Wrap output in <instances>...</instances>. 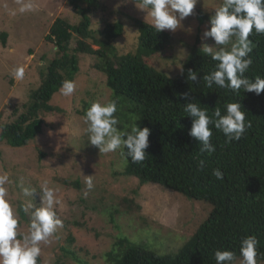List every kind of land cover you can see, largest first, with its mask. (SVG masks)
<instances>
[{"label":"rangeland","instance_id":"374dc122","mask_svg":"<svg viewBox=\"0 0 264 264\" xmlns=\"http://www.w3.org/2000/svg\"><path fill=\"white\" fill-rule=\"evenodd\" d=\"M32 2L33 11L20 13L19 0H0V33L7 34L5 45L0 40V123L13 121L14 110L21 108L29 100L30 92L38 88L41 73L55 54L54 44L45 39L54 21L58 17L72 24L79 21L69 0ZM100 2L102 7L90 14L92 29L101 31L107 23L121 22L123 33L113 42L117 54L134 52L139 35L136 20L153 25L149 10H140L139 0ZM222 2L197 0L193 14L181 21V27L175 32L166 30L171 35L170 42L164 54L151 61L153 67L176 79L182 73L181 66L184 70L197 38L200 48L202 44L213 45L212 38H203L210 21L200 23L198 11L213 15ZM79 60V72L73 80L74 93L67 97L60 91L54 94L51 104L61 111L43 115L42 133L21 147L0 143V175L6 173L9 177L4 185L5 198L18 220L17 238L22 239L28 233L32 212L41 206L39 194L25 195L24 190L40 193L46 184L56 190L60 203L55 211L63 226L48 242L40 243V264L58 261L111 264L109 253L121 236L160 256L177 252L208 220L213 205L124 175L123 148L103 154L88 142L84 104L111 102L112 93L106 85V76L94 68L96 58L79 54ZM19 67L25 69V74L17 80L13 71ZM128 105L131 112H126L121 122L131 131L132 126L140 124V116L132 104ZM86 176H92L91 191H87ZM76 180L79 187L68 184ZM235 264H241V260ZM257 264L264 263L257 261Z\"/></svg>","mask_w":264,"mask_h":264},{"label":"trees","instance_id":"16d2710c","mask_svg":"<svg viewBox=\"0 0 264 264\" xmlns=\"http://www.w3.org/2000/svg\"><path fill=\"white\" fill-rule=\"evenodd\" d=\"M69 3L79 21L72 24L58 17L51 25L45 39L54 44L55 54L42 71L38 88L30 92L29 100L21 106L22 111L17 108L13 121L0 123V143L21 147L41 134L43 115L61 111L51 100L63 81L76 77L79 54L93 56L94 68L106 76L111 101L116 102L118 130L130 132L121 122L123 115L131 112L128 104L140 116L138 126L151 130L145 160L133 163L128 158L123 174L137 178L142 184H157L213 205L208 220L177 252L160 256L121 236L109 253L111 264H216V250L232 251L235 264L241 260L240 242L247 236L256 237L257 261L264 263V92L256 95L241 89L236 93L215 84L208 88L203 77L214 71L218 62L200 50L199 38L180 76L168 77L154 68L151 61L164 54L171 35L166 30L158 33L143 20H136L139 31L136 50L118 55L113 42L122 35L123 24L112 22L101 31L93 30L90 14L102 7L100 0H69ZM211 16L198 11L200 23L210 21ZM6 36L5 32L0 33L3 45ZM249 39L253 42L250 53L253 63L245 76L254 82L257 76L264 78V34L253 31ZM189 69L197 72V82L187 79ZM184 93H188L187 100L182 96ZM192 101L206 109L210 117L216 108L223 115L226 104L239 102L252 126L239 141L227 143L224 134L210 124L211 142L216 150L212 154L201 153L199 141L189 135L192 118L184 111V105ZM84 105L85 114L90 104ZM126 152L121 150L124 160ZM217 168L223 173L222 180L212 175ZM68 184L80 185L78 180ZM40 263L38 257L37 264Z\"/></svg>","mask_w":264,"mask_h":264},{"label":"clouds","instance_id":"9594fccd","mask_svg":"<svg viewBox=\"0 0 264 264\" xmlns=\"http://www.w3.org/2000/svg\"><path fill=\"white\" fill-rule=\"evenodd\" d=\"M19 2L20 13L33 11L35 8L32 0ZM196 4L197 0H140L138 8L149 10L148 15L152 17L153 27L158 33L164 30L175 32L181 27V21L193 14ZM253 31L255 34H264V0H223L210 17V28L203 33V38H212L214 44H202L200 49L218 62L216 69L203 77L208 88L215 84L219 88H227L236 93L241 89L254 92L256 95L264 92V78L257 76L253 82L245 76L253 63L250 57L253 42L249 39ZM180 69L183 72V66ZM24 74L23 67L13 71V76L17 80L23 79ZM187 79L197 82V72L189 69ZM75 89L74 81L65 80L59 91L61 95L67 97L71 96ZM182 96L185 100L188 99V93ZM225 108L226 114L222 115L221 110L216 108L210 117L206 109L193 101L184 105L187 116L192 118L189 135L199 141L201 153L212 154L216 150L211 142L213 131L209 127L210 124L224 134L227 143L239 141L246 130L251 128V121L246 120L239 102L228 103ZM116 112L115 101L91 103L83 116V121L87 125L85 131L88 142L103 154L121 148L126 149L125 162L128 158L133 163L143 162L147 154L146 149L149 147L151 130L147 127L140 128L137 124L131 127L130 132L118 130L119 120L114 115ZM199 164L202 168L204 161L201 160ZM212 175L217 180L223 179V173L219 168L214 169ZM8 182L9 177L6 173L0 175V264H37L41 253L40 243L48 242L56 230L63 226L55 211V206L60 201L56 197V190L46 184L40 193L25 189V195L34 197V194H39L41 206L32 212L28 233L23 235L22 239H18V220L5 198L4 185ZM85 184L87 191L93 189L92 176H86ZM257 244L255 236H247L241 240V264H257ZM214 258L216 264H233L235 255L230 250H216Z\"/></svg>","mask_w":264,"mask_h":264}]
</instances>
